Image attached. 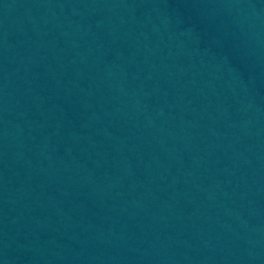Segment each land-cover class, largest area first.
<instances>
[{
    "label": "water",
    "instance_id": "obj_1",
    "mask_svg": "<svg viewBox=\"0 0 264 264\" xmlns=\"http://www.w3.org/2000/svg\"><path fill=\"white\" fill-rule=\"evenodd\" d=\"M0 264H264V0H0Z\"/></svg>",
    "mask_w": 264,
    "mask_h": 264
}]
</instances>
